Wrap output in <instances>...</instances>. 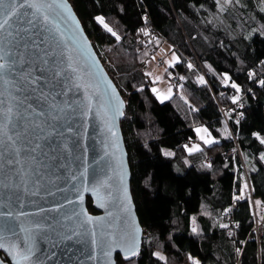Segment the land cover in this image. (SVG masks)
<instances>
[{
    "label": "trees",
    "instance_id": "trees-1",
    "mask_svg": "<svg viewBox=\"0 0 264 264\" xmlns=\"http://www.w3.org/2000/svg\"><path fill=\"white\" fill-rule=\"evenodd\" d=\"M69 1L126 102L120 130L144 227L136 264H192L189 254L201 264H264V144L252 136H264V86L255 82L264 79V37L258 35L264 2L231 0L220 8L217 0ZM96 15L104 16L119 40ZM149 32L154 36L145 40ZM166 44L178 57L167 74L184 79L160 102L145 76L146 63ZM234 95L240 97L235 103ZM202 124L215 141L188 153L184 145L197 140L194 130ZM163 149L174 155L165 156ZM245 183L244 199L234 200ZM86 206L96 213L89 198ZM256 223L262 227L259 239Z\"/></svg>",
    "mask_w": 264,
    "mask_h": 264
},
{
    "label": "snow or ice",
    "instance_id": "snow-or-ice-1",
    "mask_svg": "<svg viewBox=\"0 0 264 264\" xmlns=\"http://www.w3.org/2000/svg\"><path fill=\"white\" fill-rule=\"evenodd\" d=\"M219 3L220 0H217L218 6ZM224 3H231V0H224ZM236 3H239V0H236ZM261 11L264 12V8H261ZM64 13L71 17L74 28L67 26ZM94 20L117 40L120 39L105 23L103 15H96ZM256 32L257 30L253 29L245 38H250ZM258 35L264 37V30H259ZM73 53L77 54L82 63L87 64L89 69L87 79L73 58ZM177 59L173 53L172 59L166 62L171 65ZM261 63L264 64V61ZM188 67H192L191 63ZM253 75L250 70L249 79ZM145 76L151 77L152 73L146 72ZM160 79V76L153 78L154 81ZM180 79L183 80L184 77ZM229 79L225 73L224 82L227 83ZM199 82L205 83L204 78L200 77ZM255 82L264 86V79ZM145 87L144 84L140 85L141 90ZM232 87L239 93L240 86L234 81ZM81 88L84 90L83 99L76 96ZM90 89L104 99L97 114L103 111L105 123L115 135L112 121L116 116L124 114L121 111L124 102L116 93L115 86L107 81V77L103 75L102 69L89 51V42L83 36L79 22L71 14L70 6L64 0H0V174L4 187H19L17 177L26 185L28 181L25 176L41 170V160L47 152L58 151V148L51 147L45 141L53 134L62 137L64 130L72 131L60 123L70 114L78 113L83 117L89 115L94 104ZM151 91L160 101H165L172 95V88L163 92L157 87H152ZM231 99L235 103L240 97L234 95ZM194 131L203 144L214 143V137L207 127L201 125ZM252 136L264 144V136L259 132H252ZM184 148L188 153H193L200 150L201 145L186 144ZM164 155L174 154L165 151ZM51 158L55 159V156ZM260 159L264 161V152L260 153ZM116 164L119 174L115 186L113 182L115 173L112 168L109 172L113 175L102 176L95 180L90 188L87 184L84 186V191H91L93 203L106 210L105 216L89 214L83 207V193L77 188L76 199L80 201V207L79 211L73 212L72 215L77 218L83 217V220L77 223L71 234H56L60 241L72 240L75 237L78 243L90 244V254L85 258L92 264H136L137 258L141 257L144 229L140 227L133 212L123 160L117 158ZM205 166L210 168L212 165L209 163ZM84 175H87L86 167ZM71 180H77V176H71ZM246 188V183L241 184L238 188L239 196L234 195L233 199H244ZM25 190L27 191L26 188ZM65 203L71 204L72 201L66 200ZM55 207L59 208L60 205ZM110 208L113 211H108ZM224 211L228 212L229 209L226 208ZM23 215L24 213H16L15 217L18 219ZM13 216L12 211L0 212V217L5 218L3 224H0V250H4L11 257V264H44L50 257L46 255L43 259L39 258L38 240H49V235L43 233L42 229L50 226L31 221L17 226L8 219ZM109 217L114 220L107 225V229L101 227L98 231L96 227H85V222L88 225L103 224ZM64 219L70 217L65 216ZM116 221H120V224ZM221 227L227 228L228 225ZM192 231L197 232V228H192ZM116 250L118 253L114 257L113 253ZM73 251L84 255L83 249L67 250ZM239 251L240 249H237V252ZM55 255V252H51V256ZM151 255L158 257L159 260L166 259L160 251H153ZM188 259L192 264H201L199 259L190 254ZM0 264H5V259H0Z\"/></svg>",
    "mask_w": 264,
    "mask_h": 264
},
{
    "label": "water",
    "instance_id": "water-1",
    "mask_svg": "<svg viewBox=\"0 0 264 264\" xmlns=\"http://www.w3.org/2000/svg\"><path fill=\"white\" fill-rule=\"evenodd\" d=\"M64 2L70 6L71 14L79 22L83 36L89 42V51L95 57L100 69H102L103 75L107 77V81H110L115 86L116 93L124 102L121 108V111L124 113L126 110L125 100L107 73L100 57H98L94 46H92L91 39L87 36L80 19L74 12L72 4L69 0H64ZM64 16L67 19V26L74 28L75 25L71 17L67 13H64ZM61 23L64 26L63 21ZM73 58L76 60L78 66L82 68L85 79H87L89 71L87 64L82 63L76 53H73ZM88 63H91V61H88ZM101 87H104L103 83ZM89 91L92 93L94 100L89 115L83 117L78 113L70 114L65 120L60 122L65 127L71 128L72 131L68 132L64 130L62 137H57L53 134L45 141L51 147L58 148V151L53 153L49 150L47 152V155L41 160V170L25 176V179L28 181L26 185L17 177L16 180L19 187L6 188L3 186V177L0 174V212L12 211L14 216L8 219L17 226L22 223L26 224L29 221L50 226L42 229L43 233L49 235V240H38L39 251L37 255L39 258L43 259L46 255L50 257L48 260H45L44 264H92V262L85 258L86 255L90 254V244L78 243L75 237L72 240L60 241L56 234H71V231L76 228L77 223L83 220V217L77 218L72 215L73 212H78L80 207V201L76 199L77 188L83 193V207L87 209L88 213L92 216H105L106 210L93 203L94 197L91 191H84V186L87 184L90 188L94 181L102 176L113 175V173L109 172L110 168L115 173L113 175L115 186L118 183L119 174V168L116 164L117 158L123 160L124 169L127 172L129 193L132 197L133 212L139 222L133 195L131 194L128 152H126L125 142H123L122 131L120 130V123L124 114L116 116L114 121H112L115 132V135H113L105 123L103 111L101 110L100 114H97L99 106L104 103V99L99 93H95L94 90L90 89ZM109 92H111V89H109ZM76 96L83 99L84 90L81 88L76 93ZM59 98L63 99V97ZM65 144L67 147H64ZM113 153H115V156H113ZM53 156H55V159L51 158ZM85 167L87 169L86 176L84 175ZM73 175L77 176V180H71V176ZM87 198L90 199L91 207L96 213L91 212L87 208ZM66 200H70L72 203H65ZM56 205H60V207L57 208L55 207ZM108 211H113V209L110 208ZM16 213H24V215L17 219L15 217ZM65 216L70 217V219H64ZM4 219L0 217V224H3ZM113 220L114 218L109 217L103 224L93 225H88L85 222V227H96L99 231L101 227L107 229V225L113 223ZM116 223L120 224V221H116ZM141 228L144 229V227ZM69 248L74 250L83 249L84 255L77 254L76 251L67 252ZM51 252H55L56 255L51 256ZM117 253L118 250L113 253V256L115 257ZM0 259H5V264H11V257L4 250H0Z\"/></svg>",
    "mask_w": 264,
    "mask_h": 264
},
{
    "label": "rangeland",
    "instance_id": "rangeland-1",
    "mask_svg": "<svg viewBox=\"0 0 264 264\" xmlns=\"http://www.w3.org/2000/svg\"><path fill=\"white\" fill-rule=\"evenodd\" d=\"M227 4H225L224 3V0H220V3H219V7L220 8H223L224 6H226ZM174 52L171 50V47L168 45V44H166V45H163L161 48H159L156 52H155V55L153 56V57H155V59H151V60H149L147 63H146V65H148L149 66V68L148 69H146V72H151L152 73V79H151V84H150V87L152 88V87H157V88H159L161 91H163V92H167V90H168V88H172V94L174 93V84H172V82L170 81V75H168L167 74V69H168V67H170V66H174L175 65V63L177 62V60L173 63V64H171V65H169L166 61H168V60H171L172 59V54H173ZM159 55H161V56H163V58H164V62H165V64H164V66H162V65H160V64H158L157 63V61H155L156 60V57L157 56H159ZM175 55H176V53H175ZM177 56V55H176ZM178 58V57H177ZM193 65V64H192ZM167 74V75H166ZM155 76H160L161 77V79L160 80H157V81H154L153 80V78L155 77ZM200 77H203V76H200ZM204 78V77H203ZM198 82H199V79H198ZM229 82V81H228ZM231 85H232V83H230ZM179 86V85H178ZM178 86H176V87H178ZM154 95H155V93H154ZM155 97H156V95H155ZM158 100V99H157ZM168 100V99H167ZM160 101V100H159ZM166 101V100H165ZM160 102H164V101H160ZM203 125V124H202ZM199 126H201V125H199ZM199 126H196V127H199ZM204 127H205V125H203ZM195 127V128H196ZM196 138H197V140H195V141H192V143H199L200 145H202L203 144V142L202 141H200L199 139H198V137H197V135H196ZM214 141H215V138H214ZM191 143V144H192ZM191 144H189V146H191ZM163 151L165 152V151H168V152H171L170 150H168V149H163Z\"/></svg>",
    "mask_w": 264,
    "mask_h": 264
},
{
    "label": "built area",
    "instance_id": "built-area-1",
    "mask_svg": "<svg viewBox=\"0 0 264 264\" xmlns=\"http://www.w3.org/2000/svg\"><path fill=\"white\" fill-rule=\"evenodd\" d=\"M154 34L152 32H149V34H147L144 39L145 40H151L153 38ZM156 61L158 64L164 66L165 62H164V58L163 57H160L158 56L156 58ZM170 81L172 82V84H174L175 86H180L181 85V79L179 78V76L177 75H173L171 74L170 75ZM230 154V151H225L224 155H229ZM253 230L254 232H256L257 234V239H259V237L261 236L262 234V227L259 223H256L254 226H253Z\"/></svg>",
    "mask_w": 264,
    "mask_h": 264
},
{
    "label": "crops",
    "instance_id": "crops-1",
    "mask_svg": "<svg viewBox=\"0 0 264 264\" xmlns=\"http://www.w3.org/2000/svg\"><path fill=\"white\" fill-rule=\"evenodd\" d=\"M160 56V55H159ZM160 57H162V56H160ZM149 68V66L148 65H146V69H148ZM150 78V81H151V79H152V77H149Z\"/></svg>",
    "mask_w": 264,
    "mask_h": 264
}]
</instances>
